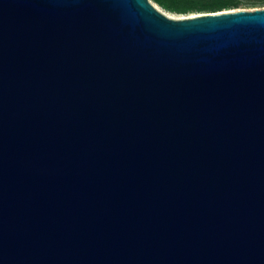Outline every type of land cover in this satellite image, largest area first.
<instances>
[{
    "label": "water",
    "instance_id": "95a60500",
    "mask_svg": "<svg viewBox=\"0 0 264 264\" xmlns=\"http://www.w3.org/2000/svg\"><path fill=\"white\" fill-rule=\"evenodd\" d=\"M0 264H264V6L0 0Z\"/></svg>",
    "mask_w": 264,
    "mask_h": 264
},
{
    "label": "rangeland",
    "instance_id": "374dc122",
    "mask_svg": "<svg viewBox=\"0 0 264 264\" xmlns=\"http://www.w3.org/2000/svg\"><path fill=\"white\" fill-rule=\"evenodd\" d=\"M160 8L168 12L169 14L175 15V16H181L186 14H194L201 11H207L208 9H211L212 7H218L220 4H229L224 7H233L236 3V7H257V6H264V0H189L187 3L191 4L192 6H195L193 8L187 9L185 11L179 10V9H169L168 7L163 6L156 0H153ZM209 7V8H208ZM235 8V7H233Z\"/></svg>",
    "mask_w": 264,
    "mask_h": 264
},
{
    "label": "trees",
    "instance_id": "16d2710c",
    "mask_svg": "<svg viewBox=\"0 0 264 264\" xmlns=\"http://www.w3.org/2000/svg\"><path fill=\"white\" fill-rule=\"evenodd\" d=\"M156 1L162 4L163 6L168 7L169 9H179V10L185 11L187 9L195 7L187 3L189 0H156ZM220 3L218 4L219 5L218 7H212L211 9H208L207 11L221 10V9L233 8L237 6L236 3H234V4H231V5H234L233 7H224L229 4H220Z\"/></svg>",
    "mask_w": 264,
    "mask_h": 264
},
{
    "label": "bare ground",
    "instance_id": "6f19581e",
    "mask_svg": "<svg viewBox=\"0 0 264 264\" xmlns=\"http://www.w3.org/2000/svg\"><path fill=\"white\" fill-rule=\"evenodd\" d=\"M168 13V12H167ZM169 14V13H168ZM169 15H172V14H169ZM172 16H175V15H172Z\"/></svg>",
    "mask_w": 264,
    "mask_h": 264
}]
</instances>
